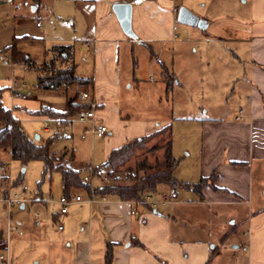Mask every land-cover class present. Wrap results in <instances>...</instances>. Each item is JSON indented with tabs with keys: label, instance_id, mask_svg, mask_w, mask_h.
Returning <instances> with one entry per match:
<instances>
[{
	"label": "crops",
	"instance_id": "1",
	"mask_svg": "<svg viewBox=\"0 0 264 264\" xmlns=\"http://www.w3.org/2000/svg\"><path fill=\"white\" fill-rule=\"evenodd\" d=\"M0 2H10L17 7L16 11L31 15L28 19L35 20V30L42 36L52 27L63 40L70 41L75 61L84 69V75L80 77L90 80L83 90L90 92L91 101L97 105L98 121L108 126V133L103 136V164L113 149L159 131L152 137L153 141L158 142L161 136L166 139L165 143L171 140L174 155L186 150L175 169L179 180L196 183L216 171V185L222 189L216 191L208 185L203 189L202 199L199 192L190 188L174 191L170 186L163 188L165 194L158 196L157 188L148 195V201L140 203L97 195L99 201L82 202L85 203L81 207L83 213L72 217L69 211L59 216L56 204L22 206L21 210L28 207L33 217L24 212L15 219L24 233L14 234L12 264H106L110 242L114 243L113 264H240L238 255L245 252L248 253L247 264H264V0H245L249 3L250 21H247L250 29H245L248 25L244 24L238 34L226 38L251 45L252 84L250 89H245L247 102H251L250 110L242 116L238 113L233 117L198 119L194 126L196 131L180 129L182 122L173 119L164 117L156 121L132 115L136 100L131 89L136 83L149 87L139 83L136 77L139 69L135 60L137 50L148 47L156 55V48L173 43L175 55L168 59L170 65L175 66L173 74L177 78L180 74L178 62L183 60L182 50L186 45L183 41L193 43L196 50L199 41L225 39L204 36L194 28L197 35L181 40L178 33L181 6L207 21L189 0H144L140 5H133L130 0ZM117 2L132 4L135 38L123 30L113 9ZM51 9H54V16L47 29L37 27V20ZM15 32L30 33L25 18H16ZM161 63L171 73L168 64ZM190 68L188 65L186 69ZM181 78H177L179 87L185 86ZM103 185L105 182L100 180V184H95V190ZM63 194L64 188L60 196ZM70 194L75 195L72 191ZM255 202L260 205L254 207ZM227 204L245 205L249 215L247 238L235 240L231 246L227 238L229 235L238 237L237 219L221 222L217 219L224 218L221 206ZM51 205L56 208L49 211ZM33 210L41 215L39 226L35 225ZM201 213L208 219L204 225ZM58 218L68 220L70 227L60 230ZM217 224L220 226L216 235L210 228ZM6 227L7 218L0 226V237L5 234ZM213 241L216 243L212 244ZM244 245L248 246L247 250L243 249Z\"/></svg>",
	"mask_w": 264,
	"mask_h": 264
},
{
	"label": "rangeland",
	"instance_id": "2",
	"mask_svg": "<svg viewBox=\"0 0 264 264\" xmlns=\"http://www.w3.org/2000/svg\"><path fill=\"white\" fill-rule=\"evenodd\" d=\"M189 2L200 16L207 19L208 27L203 29L179 22L178 33L181 40L197 35L193 32L194 28H197L199 30L197 32L204 36L223 37L225 39L222 41H199L196 43L198 45L196 50H194L193 43L183 41L186 45L182 50L184 53L183 60L178 62L180 71L178 77H182L181 80L183 79L185 86L179 87L177 85L178 77L176 78L175 75L174 91H167L168 82L166 79L172 81V77L166 76L169 73L164 75L163 72L166 69L161 63V61H165L171 73L175 72V66H171L169 62V57L175 55L173 43L156 48V55L148 47H142L137 50L135 57L139 64L136 77H138L139 83L149 87L136 83L131 92L136 100V104L134 103L136 106L132 112L135 118L149 117L160 121L165 117L182 122L179 126L180 129L192 131V128L195 130L194 126L199 121L198 119L233 117L241 110L245 113L250 110L251 102H247L245 89L251 88L253 60L250 43L226 40L227 37L238 34L240 29H244V24L248 25L245 29H250L249 3H246L245 0H189ZM16 8L14 4L10 5V2H0V53L7 54L12 59L10 47L15 44L17 51L26 58L25 61L32 62L33 65H29L25 61H18L15 65L12 64L13 60L10 63L0 62V85L5 88V104L12 110L15 117L21 120L24 130L31 139L43 143L48 138H54L51 151L56 153L58 157H63L64 164L76 169L81 164L93 160L97 166L102 165L104 161V139L97 137L92 143L90 139L82 138L84 124L66 123L63 130L56 127L51 130L45 129L46 124L42 118L47 115L44 111L46 106L64 111L67 108L69 97L75 93L80 96L81 92L84 91V85L74 83L69 87L60 86L53 89L39 87L38 67L51 59L53 56L52 49L55 45L69 44L70 41L63 40L64 38H61L63 36L52 27L48 28L46 39L43 38L35 30V20L28 19L31 15L22 10L16 11ZM17 17L25 18L30 32L28 35L16 34L15 21ZM156 56L160 59H157ZM188 65H190V69H186ZM77 74L78 76L84 75L81 63L78 64ZM12 75L19 81L16 85L17 89L26 93L28 98L15 99L11 97L8 86L10 85L9 77ZM197 131L200 132V129L197 128ZM38 134L40 137L37 136ZM165 140L162 136L158 142L153 141L152 138L146 139L125 167L113 173L101 169L103 174L107 176L106 180L101 181L108 185L134 184L138 178L153 172V168L165 160ZM184 153L179 151L175 156L181 159L185 155ZM144 163L146 167H143ZM43 170V161L32 160L23 163L12 158L11 150L8 147H0V196L6 193L11 195L19 193L23 186H27L29 191L40 189L46 195L53 193L57 197L60 196L64 188L61 172L52 170L43 179ZM96 184H100V179L96 181ZM163 188L169 189L170 185L160 184L158 186L159 191L156 193L157 196L162 193L165 194L162 191ZM72 192L73 194L79 193L84 198L89 196L84 188H74ZM83 205L85 203L70 205L69 215L71 217L73 215L81 216ZM257 205L260 204L255 202L254 207ZM221 207L222 210L224 209V218H217L219 222L230 219L231 221L233 219L238 221V237L237 235H229L227 238V240L230 239L228 245L231 246L233 241L238 239L245 240L247 238L245 231L248 229V207L228 204ZM55 208V205H51L49 211ZM28 211V207L24 211L19 206L14 207V219ZM28 214L30 213L28 212ZM229 214L232 216H228ZM32 215L31 212L30 216L33 217ZM6 218L7 207L0 201V226L6 222ZM61 221L64 223V227H70L71 224L68 220L61 218ZM207 221L208 219L201 213L202 225H204L203 222ZM219 226L217 224V226L211 228L209 226V228L217 235ZM72 227H74L73 224ZM214 243L216 242L213 241L212 244ZM238 256L241 261L240 264H247L248 253L245 252Z\"/></svg>",
	"mask_w": 264,
	"mask_h": 264
},
{
	"label": "trees",
	"instance_id": "3",
	"mask_svg": "<svg viewBox=\"0 0 264 264\" xmlns=\"http://www.w3.org/2000/svg\"><path fill=\"white\" fill-rule=\"evenodd\" d=\"M44 1V0H36ZM13 62L25 61V57L17 51L15 44L11 47ZM53 56L50 60L38 67V85L42 89H53L60 86H69L74 83L85 85L89 83V79L82 78L77 74L78 64L74 58L73 46L71 44L55 45L52 49ZM1 54V53H0ZM169 73L172 81L167 79L168 91H171L176 80L175 74ZM5 88L0 85V147H8L11 150V156L23 163L32 160H41L44 162L43 179L46 174L52 170H59L62 174L64 194L71 196L74 188H84L89 195L92 194L91 186L85 183L82 174L72 168L70 165L63 163V157H58L56 153L51 151V145L54 138H48L43 143H39L31 139L23 128L21 120L14 116L12 110L4 104ZM89 103L79 101V94L75 93L70 96L67 101V108L64 111L46 107L45 113L55 117H69L76 114L81 108H89ZM159 131L151 133L147 136L138 137L125 143L123 146L113 149L106 160L100 167L111 173L119 171L125 167L137 150L142 146L146 139H150L157 135ZM165 160L158 164L153 172L138 178L134 184L128 185H103L95 190V194L104 197H116L124 201L147 200L150 193L155 192L160 184H167L174 191L180 188H190L200 193L203 199V189L211 186L216 191L222 189L216 185L217 173L214 171L209 176H203L196 183L182 182L175 176V169L180 159L173 154L172 141L165 143ZM145 164V163H144ZM146 167V164L143 166ZM101 170V169H100ZM212 256L210 257L211 260ZM114 259V243H109L105 261L106 264H113ZM209 263V262H208ZM207 263V264H208Z\"/></svg>",
	"mask_w": 264,
	"mask_h": 264
},
{
	"label": "built area",
	"instance_id": "4",
	"mask_svg": "<svg viewBox=\"0 0 264 264\" xmlns=\"http://www.w3.org/2000/svg\"><path fill=\"white\" fill-rule=\"evenodd\" d=\"M144 0H130L133 5H140ZM54 16V9H51L45 16L40 17L36 25L37 27L47 29L49 22ZM43 38L46 39V33H44ZM0 62H12V59L9 55L1 53L0 54ZM29 65H33L32 62H28ZM15 65V62H12ZM1 79V76H0ZM10 85L8 89L10 90V94L12 98H28L26 93L21 92L17 89L16 85L18 84V79L12 75L9 77ZM81 102L89 103L91 107L89 108H81L76 114L69 117H55L46 115L42 118L43 122L46 124V129L51 130L53 128H58L63 130L64 124L66 123H82L85 126L82 138H90L92 141L97 137H103L108 133V126L105 123L98 121L97 114V105L94 101L90 99V92L88 90H84L81 92L79 96ZM243 115V111L241 110L240 116ZM83 176V180L85 183L90 184L92 194L88 198L82 197L80 194H75L71 196H67L65 194L61 196H53L48 195L45 196L40 189H33L31 191L28 190L27 186H23L19 193L10 196H0V201L4 202L7 207V227L5 234L0 237V264H12V245L14 234H23L24 231L21 228L20 224L14 219L13 209L16 206L26 207L29 205L30 207L34 203H45V204H56L59 206L58 214L59 216L66 215L69 211V206L76 203L82 202H96L99 201V198L95 194V184L96 181L106 180L107 176L103 174L100 168L94 163L92 160L89 163L83 164L76 168ZM105 199V198H104ZM146 202L148 200H134V203ZM34 211L35 216V225L39 226L42 222L41 215L38 211ZM134 212H136L134 210ZM58 228L60 230L64 229V223L58 218ZM244 250L248 249L247 245L243 246Z\"/></svg>",
	"mask_w": 264,
	"mask_h": 264
},
{
	"label": "water",
	"instance_id": "5",
	"mask_svg": "<svg viewBox=\"0 0 264 264\" xmlns=\"http://www.w3.org/2000/svg\"><path fill=\"white\" fill-rule=\"evenodd\" d=\"M113 9L116 12L118 19L122 25L123 30L131 37H136V33L132 25V4L130 2H117L113 4ZM178 20L182 23L207 27V21L199 17L186 6H181L178 11ZM40 137V135H37Z\"/></svg>",
	"mask_w": 264,
	"mask_h": 264
}]
</instances>
